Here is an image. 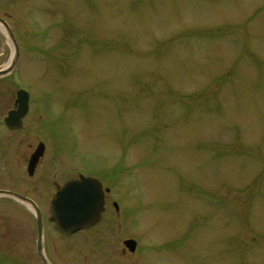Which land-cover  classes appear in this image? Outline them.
Returning a JSON list of instances; mask_svg holds the SVG:
<instances>
[{"label":"rangeland","instance_id":"1","mask_svg":"<svg viewBox=\"0 0 264 264\" xmlns=\"http://www.w3.org/2000/svg\"><path fill=\"white\" fill-rule=\"evenodd\" d=\"M15 3L29 135L120 173L147 264H264V0Z\"/></svg>","mask_w":264,"mask_h":264},{"label":"flooded vegetation","instance_id":"2","mask_svg":"<svg viewBox=\"0 0 264 264\" xmlns=\"http://www.w3.org/2000/svg\"><path fill=\"white\" fill-rule=\"evenodd\" d=\"M15 1L0 0V264H123L131 257L142 264L151 263L146 262L147 250L161 244H143L140 234H125V221L135 225L145 208L142 201L125 199L129 190L118 185L120 173L103 163L98 170L76 163L72 134L61 140L68 144L64 146L69 151L66 157V150H61L58 137L53 135L52 124H45L51 131L42 132L37 126L38 134L29 135V123L36 114L31 110L33 99L28 94L26 108L19 109L17 93L26 89L22 82L14 85V80H26L29 75L23 67L22 43L12 24L13 13L20 10ZM8 31L18 47L14 68V43ZM70 109H62L55 122L67 112L72 116ZM38 112L37 119L45 122L47 118ZM80 175L101 183L103 210L90 228L61 233L50 221L52 199L69 178ZM130 202L133 204L128 205ZM98 227L94 238L84 235ZM93 240L97 250L93 249ZM127 240H134L133 251L125 245Z\"/></svg>","mask_w":264,"mask_h":264},{"label":"water","instance_id":"3","mask_svg":"<svg viewBox=\"0 0 264 264\" xmlns=\"http://www.w3.org/2000/svg\"><path fill=\"white\" fill-rule=\"evenodd\" d=\"M8 36L14 43L15 54L12 64V68H14L18 47L10 31H8ZM27 101L28 93L19 90L16 101L19 103V109L22 106L26 108ZM103 203L102 185L97 179L83 175L77 178L72 177L54 195L50 220L54 222L55 228L62 233L70 234L90 228L100 218ZM134 244L133 240L125 241V245L130 246L132 251Z\"/></svg>","mask_w":264,"mask_h":264}]
</instances>
